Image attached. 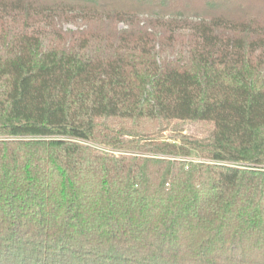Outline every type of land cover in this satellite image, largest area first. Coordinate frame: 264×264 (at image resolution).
Returning <instances> with one entry per match:
<instances>
[{
    "label": "trees",
    "instance_id": "16d2710c",
    "mask_svg": "<svg viewBox=\"0 0 264 264\" xmlns=\"http://www.w3.org/2000/svg\"><path fill=\"white\" fill-rule=\"evenodd\" d=\"M246 5L0 0V264H264Z\"/></svg>",
    "mask_w": 264,
    "mask_h": 264
},
{
    "label": "rangeland",
    "instance_id": "374dc122",
    "mask_svg": "<svg viewBox=\"0 0 264 264\" xmlns=\"http://www.w3.org/2000/svg\"><path fill=\"white\" fill-rule=\"evenodd\" d=\"M264 0H244L247 4L246 8L251 13H258L261 11V15L264 14ZM175 125L182 130V133L185 134H195L196 136L202 137L208 134L210 131L211 125L210 123L206 122H195V121H184V122H177ZM177 133L175 131H164L161 137H175Z\"/></svg>",
    "mask_w": 264,
    "mask_h": 264
}]
</instances>
